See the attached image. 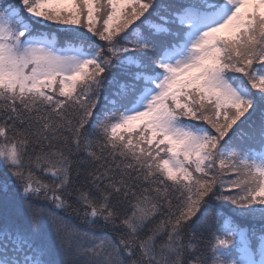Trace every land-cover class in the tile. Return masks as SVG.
<instances>
[{
	"label": "snow or ice",
	"instance_id": "1",
	"mask_svg": "<svg viewBox=\"0 0 264 264\" xmlns=\"http://www.w3.org/2000/svg\"><path fill=\"white\" fill-rule=\"evenodd\" d=\"M0 264H264V0H0Z\"/></svg>",
	"mask_w": 264,
	"mask_h": 264
}]
</instances>
